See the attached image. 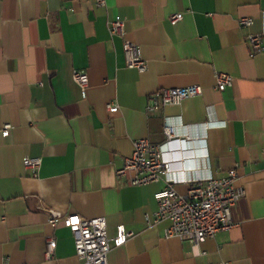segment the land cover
<instances>
[{
	"label": "crops",
	"instance_id": "1",
	"mask_svg": "<svg viewBox=\"0 0 264 264\" xmlns=\"http://www.w3.org/2000/svg\"><path fill=\"white\" fill-rule=\"evenodd\" d=\"M181 12L172 24L169 16ZM253 19L240 27L237 19ZM147 62L125 65L109 20ZM248 32L260 33L253 53ZM88 75L86 94L72 70ZM232 76L216 90L215 73ZM199 84L202 93L177 105L145 110L161 87ZM115 102L118 110L106 108ZM167 120L185 141L170 147L175 188L234 169L243 194L231 207L235 225L193 251L153 223V193L165 180L131 185L116 175L132 141L165 139ZM0 264H79L71 231L51 227L47 208L83 218L103 216L108 264H264V0H0ZM40 157L37 176L24 157ZM131 235L113 244L117 227ZM54 237L52 263L45 241Z\"/></svg>",
	"mask_w": 264,
	"mask_h": 264
},
{
	"label": "built area",
	"instance_id": "2",
	"mask_svg": "<svg viewBox=\"0 0 264 264\" xmlns=\"http://www.w3.org/2000/svg\"><path fill=\"white\" fill-rule=\"evenodd\" d=\"M98 6H105V0H95ZM181 12L169 16V21L174 24L182 18ZM240 27H250L253 19L240 16L237 19ZM108 33L112 37H119L122 41V51L125 65L135 68L139 72L147 69V62L140 54L139 46L126 37L124 20L120 18L109 20ZM246 41L253 53L262 49L260 33L248 32ZM72 79L79 86L82 96L88 87V75L84 70L73 69ZM232 76L225 72L215 73V89L222 91L232 84ZM202 93L199 84H189L181 87H161L148 96L145 110L155 111L166 105H177L184 99L198 96ZM108 110H118L115 102L106 103ZM11 125L5 123L0 128L2 136H7ZM165 139L161 143H151L146 138H137L132 141L131 154L123 158L122 165L116 169V175L126 178L131 185H145L165 180L164 186L153 193L157 208L154 212L153 223L167 220L165 228L166 237H177L188 241L193 251L207 237H212L219 230H226L235 225L231 217V207L243 194V189L236 186V172L231 169L222 177H207L194 181L185 193H180L175 188V179L167 177L170 170L168 159L169 148L173 147L180 138L173 126L167 121L163 122ZM23 165L31 171L32 176H37L41 165L40 157L26 156ZM47 222L51 227L59 223L65 225L72 233L75 255L79 264H108V254L111 250L110 239L107 236L106 221L103 216L83 218L78 214L64 215L53 208H47ZM131 235L123 226L117 227L116 235L112 241L115 246L121 245ZM54 237L46 238L44 257L47 261L54 262ZM56 264V263H53ZM228 264V263H224Z\"/></svg>",
	"mask_w": 264,
	"mask_h": 264
}]
</instances>
